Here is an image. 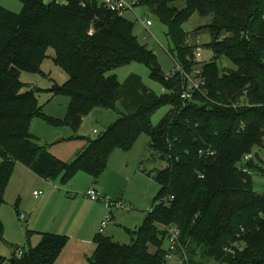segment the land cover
<instances>
[{
    "label": "trees",
    "instance_id": "1",
    "mask_svg": "<svg viewBox=\"0 0 264 264\" xmlns=\"http://www.w3.org/2000/svg\"><path fill=\"white\" fill-rule=\"evenodd\" d=\"M20 2L19 12L0 4V209L17 162L47 181L62 176L65 183L79 171L100 180L111 152L130 149L147 133L151 154L166 163L149 172L160 192L134 242L101 235L89 264H164L169 228L180 230L191 264H264V193L253 181L256 160L263 163L253 149H264V0H182V7L176 0L135 1L167 26L175 45L171 55L189 71L197 64L195 47L188 46L183 25L195 13L209 18L194 30L210 33L206 48L213 53V60L202 62L206 86L194 102L181 99V78H167L125 14L92 0ZM49 49L68 74L62 86L48 89L70 97L67 126L78 128L97 107L120 108L118 119L103 135L87 139L72 163L54 156L30 130L32 119L45 115L21 74L42 73ZM224 57L233 68L219 69ZM132 62L147 65L165 94L149 90L137 74L123 83L108 75ZM167 106L153 126V114ZM67 242V236L44 233L35 248H16L10 260L0 255V264H54ZM234 243L245 250L228 253Z\"/></svg>",
    "mask_w": 264,
    "mask_h": 264
},
{
    "label": "rangeland",
    "instance_id": "2",
    "mask_svg": "<svg viewBox=\"0 0 264 264\" xmlns=\"http://www.w3.org/2000/svg\"><path fill=\"white\" fill-rule=\"evenodd\" d=\"M45 1L52 2L54 0ZM58 2H66V0H58ZM175 3L179 7L184 6L182 0H176ZM0 4L15 12L22 9L20 0H0ZM125 16L134 22V33L139 41L154 47V53L161 65V71L163 70L165 74L168 73L173 67V59L170 54L175 49V45L168 35L167 26L161 23L157 16L144 5H135L134 11H126ZM191 17L183 25L188 46L192 45L196 49L200 42L203 46L201 60L204 62L211 61L213 60V53L206 48L211 42L210 33L205 30L198 35L194 34V30L199 26L206 25L209 18L202 17L197 13ZM145 18L152 22V25L148 27L152 34L147 31L142 23ZM144 37H147L148 41ZM54 53L53 49H49V57H46L41 64L42 73L25 71L21 74V80L26 86L25 90L34 89L45 115L43 117L36 116L32 119L31 132L40 144L46 146L54 156L67 163H72L83 149L87 139L103 135L118 119L120 108L118 105L115 109L97 107L84 117L78 128L72 129V127L67 126L65 121L69 104H71L70 97L65 94L54 96L48 91L55 83L62 86L68 80V74L53 61ZM217 62L220 70L231 69L234 65L225 57ZM111 74L116 75L121 83L125 82L132 74H137L142 78L143 84L157 95L166 92L161 82L150 77V69L143 63H129L108 73V75ZM169 110L170 107L168 106L158 109L152 116L153 126H157ZM45 118L57 121L59 125L47 122ZM253 152L263 162L260 164L256 160L260 170L253 171L254 186L258 192L264 193V149L256 146ZM17 163L5 190L7 203L2 208L5 217H3L2 212L0 213V219L3 221V232L0 234V255L7 260L13 257L16 248L23 249L26 245L28 250L32 246L28 240L29 216L40 204V200L33 197L35 189L44 192L54 190L57 191V195L63 197V199H58L54 196L51 200L52 204L41 211V214L50 215L58 219L59 222L68 213V209L73 206L74 201L79 202L78 205H80L82 203L81 197H88L86 194L91 189H98L104 196L112 200L121 199L126 210L113 211L109 226L105 229L103 236L120 244L130 245L136 239V232L141 227V223L147 217L149 209L160 192L159 183L154 175L149 174V172L163 169L166 166L160 157L151 154L147 133H141L130 149L115 148L111 152L108 166L98 183H94V179L85 172L79 171L65 183L62 181V176H59L52 181L37 180L38 182L35 184L34 180L25 178V174L21 172ZM18 170L21 173V178L16 182V177L19 176ZM88 199L90 200L89 197ZM106 212L105 218L109 214L107 210ZM74 218L78 217L74 216ZM62 219L63 221L66 220L65 218ZM52 223L55 229L59 228L58 224ZM60 234L65 236L66 232ZM165 246H167V241H165ZM151 250L154 251V248ZM173 263L172 260L168 264Z\"/></svg>",
    "mask_w": 264,
    "mask_h": 264
},
{
    "label": "crops",
    "instance_id": "3",
    "mask_svg": "<svg viewBox=\"0 0 264 264\" xmlns=\"http://www.w3.org/2000/svg\"><path fill=\"white\" fill-rule=\"evenodd\" d=\"M17 164L20 166L21 172L25 174V178L28 180H34L35 184H37V180H45L35 175L26 167V165H23L20 162ZM20 178L21 173L19 171V176L16 177V182H18ZM34 191H39V189H35ZM34 193L33 197L36 200H40V204L37 205V208H35L29 216L30 223L28 224V240L32 245L31 247L35 248L40 244L44 233L62 235L60 233L64 234L66 232L65 236L67 235L69 240L54 264H89V259L93 256L96 249L95 239L101 236L98 234L100 228L99 225H101L107 214V209L104 204L99 201L89 200L88 197L82 196V203L78 205L79 202L74 201L73 206L68 209V213L62 217L66 220L63 221L61 218V221L59 222L58 219L51 217L50 215L41 214V211L45 210L52 204L51 200L54 196L58 199H63V197L57 195V191L54 190L44 192V195L41 197L39 196V198H36ZM6 200L7 198H5L3 206L7 203ZM3 206L0 209V213L2 212L3 217H5L3 213L4 211H2ZM74 216H77L78 218H74ZM52 222L58 224L59 228L55 229ZM24 247L26 248V245Z\"/></svg>",
    "mask_w": 264,
    "mask_h": 264
},
{
    "label": "built area",
    "instance_id": "4",
    "mask_svg": "<svg viewBox=\"0 0 264 264\" xmlns=\"http://www.w3.org/2000/svg\"><path fill=\"white\" fill-rule=\"evenodd\" d=\"M58 1V0H55ZM95 2H98L102 4L105 8L112 12H118L120 14H125L126 11H134L135 1L136 0H92ZM143 25L146 27L147 31L152 34L148 27L152 25L151 20L145 18L142 20ZM146 41H148L147 37H144ZM198 46L195 49L194 55V61L197 63L190 71L187 70L180 62H177L172 55L170 56L173 59V67L171 70L166 73L167 78H175L180 77L182 80L181 83V99H183L186 102H194L195 100V94L196 93H204L205 86H206V78L203 75V69H202V52H203V46L200 44V42L197 44ZM147 47L154 52V47L152 45H147ZM211 51L210 49H207ZM212 52V51H211ZM169 53V52H168ZM209 154H213L212 151H209ZM252 155L246 156L245 160L251 159ZM243 170L247 173H251V170H248L247 168L243 167ZM34 196L36 198H39V196H43V191H34ZM91 200L99 201L104 204L107 211L109 212L108 216L103 220L99 228V234L103 235L105 232V229L107 226H109V222L112 217V211L115 210H124L125 205L121 199L112 200L104 195H102L98 190L91 189L86 194ZM167 246H165V261L164 264H168L173 260L174 263L177 264H191L188 259V255L183 247V243H181V232L178 228H169L168 233L166 235ZM245 246L243 244L234 243L232 244V247L226 248L228 253L235 254V251L243 252L245 250ZM234 247V248H233ZM21 249L17 250V254L21 256L23 253ZM6 264H9L6 263ZM208 264H225L218 261H212Z\"/></svg>",
    "mask_w": 264,
    "mask_h": 264
},
{
    "label": "water",
    "instance_id": "5",
    "mask_svg": "<svg viewBox=\"0 0 264 264\" xmlns=\"http://www.w3.org/2000/svg\"><path fill=\"white\" fill-rule=\"evenodd\" d=\"M30 91H34V89H31ZM99 182V180H95V183H98Z\"/></svg>",
    "mask_w": 264,
    "mask_h": 264
}]
</instances>
